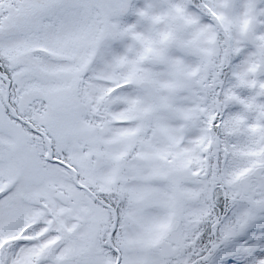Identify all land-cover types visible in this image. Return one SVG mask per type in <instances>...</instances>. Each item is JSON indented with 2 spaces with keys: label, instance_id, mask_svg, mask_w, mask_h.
<instances>
[{
  "label": "snow or ice",
  "instance_id": "1",
  "mask_svg": "<svg viewBox=\"0 0 264 264\" xmlns=\"http://www.w3.org/2000/svg\"><path fill=\"white\" fill-rule=\"evenodd\" d=\"M0 264H264V0H0Z\"/></svg>",
  "mask_w": 264,
  "mask_h": 264
}]
</instances>
